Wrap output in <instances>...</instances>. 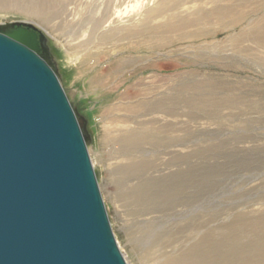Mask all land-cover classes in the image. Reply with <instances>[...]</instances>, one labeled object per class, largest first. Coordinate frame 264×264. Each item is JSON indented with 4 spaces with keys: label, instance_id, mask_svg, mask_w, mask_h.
<instances>
[{
    "label": "rangeland",
    "instance_id": "rangeland-1",
    "mask_svg": "<svg viewBox=\"0 0 264 264\" xmlns=\"http://www.w3.org/2000/svg\"><path fill=\"white\" fill-rule=\"evenodd\" d=\"M0 1V25L29 22L46 35L56 73L86 119L88 153L126 264L153 262L158 233L172 258L196 245L223 259H264L263 65L228 49L201 51L198 41L161 48L102 39L169 0H68L44 25L22 0ZM184 1L183 8L201 3ZM239 30L211 40L223 43ZM119 106H137L129 123L115 122L122 134L158 128L155 138L129 146L131 154L109 139L115 130L102 139L110 114L124 115L114 112Z\"/></svg>",
    "mask_w": 264,
    "mask_h": 264
},
{
    "label": "water",
    "instance_id": "water-1",
    "mask_svg": "<svg viewBox=\"0 0 264 264\" xmlns=\"http://www.w3.org/2000/svg\"><path fill=\"white\" fill-rule=\"evenodd\" d=\"M45 40L0 25V264H126Z\"/></svg>",
    "mask_w": 264,
    "mask_h": 264
},
{
    "label": "bare ground",
    "instance_id": "bare-ground-1",
    "mask_svg": "<svg viewBox=\"0 0 264 264\" xmlns=\"http://www.w3.org/2000/svg\"><path fill=\"white\" fill-rule=\"evenodd\" d=\"M169 1L170 3L167 2L166 5L165 1L164 4L162 2L163 6L160 4V6L157 5L145 11L146 14H143V18L137 22V25L134 22L129 27L115 28L100 37L104 36L102 39L106 41H114V45L121 40H127V42L140 46L152 45L161 48L176 41L190 43L198 41L197 46L201 51L222 52V50L228 49L251 57L264 66V11L262 9L264 0H197L201 2L197 4L199 6L185 8H183L184 0ZM68 2V0H22L21 4H25L28 13L39 15V21L44 25L52 22L58 13L65 10V4ZM110 2L111 0L108 1V4ZM252 15L257 16L248 20ZM90 22L94 28L101 24V20L96 16H93ZM239 25L240 30L233 34L230 33L227 36V41L220 43L211 40L219 31L230 30ZM174 38L176 39L174 40ZM136 108L137 106L117 107L114 112L117 114L122 112L124 115L119 118L121 116L116 117L114 113L110 114L111 122L103 129L102 139L105 138V140L110 135L109 131L115 130L109 139L120 142L126 154H131V151L127 153L129 146H139L143 142L142 140L148 137L155 138V131L158 130L155 128L151 134L149 132V135L146 134L144 137H142L143 133L140 132L139 127L122 134L124 131L122 132V128H119L122 126L115 125V122L129 123L132 113L137 111ZM154 120L156 119L154 118ZM143 123L140 122L138 125ZM168 125L166 124L165 127ZM145 167L148 165L146 164ZM165 237V234L162 233L154 236L153 241L156 249L149 251V257L153 260L149 264H259L264 262V259L261 258L223 259L220 257L222 254L219 251L214 249L197 251L196 245L186 247L179 256L172 258L167 255L165 250V246L169 247ZM158 257L160 259L156 261Z\"/></svg>",
    "mask_w": 264,
    "mask_h": 264
},
{
    "label": "flooded vegetation",
    "instance_id": "flooded-vegetation-1",
    "mask_svg": "<svg viewBox=\"0 0 264 264\" xmlns=\"http://www.w3.org/2000/svg\"><path fill=\"white\" fill-rule=\"evenodd\" d=\"M45 45H46V42H45ZM48 48V47H47ZM49 51V50H48ZM50 53V52H49Z\"/></svg>",
    "mask_w": 264,
    "mask_h": 264
}]
</instances>
